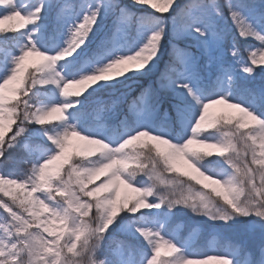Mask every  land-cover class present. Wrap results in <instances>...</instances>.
<instances>
[{"label":"snow or ice","instance_id":"snow-or-ice-1","mask_svg":"<svg viewBox=\"0 0 264 264\" xmlns=\"http://www.w3.org/2000/svg\"><path fill=\"white\" fill-rule=\"evenodd\" d=\"M223 7L0 0V264H264V86L252 85L264 73V6L226 0L227 18ZM109 17L86 62L95 66L61 75L58 63L89 51ZM229 19L239 37L258 42L246 44V56L234 37L225 52ZM59 32L63 45L51 44ZM165 44L169 60L154 82L131 100L121 93L93 101L96 118L121 117L111 136L77 127L82 108L68 110L82 102L67 98L129 72L149 75ZM49 86L65 99L45 100ZM163 104V119L153 123ZM216 105L236 111H211ZM21 152L27 169L12 166ZM179 208L213 222L261 223L223 247L201 249L169 232Z\"/></svg>","mask_w":264,"mask_h":264},{"label":"trees","instance_id":"trees-1","mask_svg":"<svg viewBox=\"0 0 264 264\" xmlns=\"http://www.w3.org/2000/svg\"><path fill=\"white\" fill-rule=\"evenodd\" d=\"M216 1H218V4L224 6L223 11L224 13H226V10H224V8H226V0H216ZM187 2L188 0H180L177 3L183 5ZM204 2H208V0H204ZM233 37L236 39L238 43V47L240 49L242 56L247 55V53L245 52L246 44L250 42L251 43L256 42V41H246L243 38L239 37L238 35L230 33V35L227 37V42L225 46V52L229 56H230L229 45ZM91 38L92 37L90 36V40ZM167 57L169 58V53L165 51L164 59H166ZM123 81H125V83L123 84L117 82L114 83L113 85H105L102 88L92 90L87 94H83L81 96L82 104L79 107L73 109V111H75L76 109L82 108V115H80L79 122L86 127L87 126L88 127L91 126V128L94 127L95 114L93 112V108H94L93 101H95L97 97L108 98L110 95L115 97L117 95H120L121 93H127L129 96L128 100H131L132 99L131 96L137 95L140 89L145 87L146 85L145 77L142 75H137L134 77H126L123 79ZM252 85L256 87L264 86V73L258 74L255 80L252 81ZM41 92H43V89H41ZM89 93H92V95H89ZM250 98L251 97H247V99ZM165 107H168V105L167 104L161 105V112L160 114L157 115L158 116L157 121L159 123L163 119L162 113ZM126 108H127L126 104L120 105V109H122L123 111H126ZM120 118L121 117L119 115L113 116L111 112H105L101 117L102 120H105L106 123L110 125L116 124ZM146 151L147 149H145V152ZM26 158H27V153L21 152L17 158V161L14 162L12 166L27 169L28 167H30V165H26L22 163L23 159ZM209 167H211V165H209ZM165 175L167 176L170 174L165 173ZM193 184H195V182H193ZM200 187L201 185H196V188H200ZM172 214H173L172 218L168 223L169 232L178 234L182 239L191 240L194 244H196L197 247H200L201 249L210 248V247H223L229 239L231 240L237 239L240 235H242L241 232L243 231L244 226L248 225L246 222H244V219L246 220L250 219L249 223H251L253 220H255L257 224L261 223V221H259L258 218H253V217L234 218V220L229 222L228 224H224L223 222H213V221H209L206 217L198 216L197 214L192 213L190 209H186V208L173 209ZM115 234L117 235L118 239H125V237L119 235V233H115Z\"/></svg>","mask_w":264,"mask_h":264},{"label":"rangeland","instance_id":"rangeland-1","mask_svg":"<svg viewBox=\"0 0 264 264\" xmlns=\"http://www.w3.org/2000/svg\"><path fill=\"white\" fill-rule=\"evenodd\" d=\"M179 1L180 0H176V3L179 2ZM123 2L126 3V4H129V5L131 4V0H123ZM216 2L218 3V1H216ZM246 3H247V5H248V7L250 9L251 8H259L261 6H264V0H246ZM133 10L134 11H137L136 9H133ZM224 10H226V13H224V15L227 18V16H228V14H227V8H224ZM253 15L254 14L250 13L249 14V18L250 19H253ZM49 20H51V14H49ZM261 23H262V25H264V21H262ZM111 24H112V20H111L110 17L109 18H106L102 22V24L99 26L98 30H95V35L94 36H91L92 37L91 38V44L89 45V49L90 50L89 51L82 52L81 55L75 60L74 63H69L70 61H72V59H73L72 57H69L66 61H61V62L58 63L57 70L58 71H61V69L63 68V71H61V75L67 74L69 77H71L73 75H79L80 74V71H77V70L87 71V70H90L92 67L95 66L93 64L86 63V62L89 61L90 58H91V56H92V51L91 50H94L95 49L96 44L105 35V33L110 30ZM228 26L230 28H232L230 19L228 20ZM148 27H149V25L147 23H145L144 26H143V30L146 32V30H147ZM132 29H133L132 35L135 36L136 35V25H135V23H133ZM230 33H233L235 35H238V33H236V31H235L234 28H232V30H231ZM63 40H64L63 33L62 32H59V33H55V34L52 35V40L50 41V43L51 44H54L56 46H62L63 45ZM254 43H257L258 44V42H254ZM178 46L181 47V48L185 47V42H179L178 43ZM165 51L167 53H169V51H170V46H168L167 44H165V46H164L163 55L160 56L159 62L157 63V66H156V69L152 73H150L149 75L144 76L145 77V80H146L145 87L150 82H154L156 80V78L159 75L160 71L163 70L165 63L169 60L168 57L166 59H164ZM245 52L247 53L246 49H245ZM137 75H140V74L133 73V72H129L126 75V77H134V76H137ZM126 77H119V78H117V80L99 81L97 84H95L91 88H89L84 94H87L88 92H91L92 90L102 88L105 85H113L114 83H117L118 80H123ZM204 86H205V88H207V85H204ZM42 93H45L44 99L47 100V101H49V102H51V101L60 102L62 99H65V98L60 97L59 94H58V92L51 90V86L44 88ZM74 99H79L81 101V97H79V98H67L66 99V102H71ZM248 100H251V98L248 99ZM80 105L81 104H77L75 106V108L79 107ZM73 109L74 108H70L68 110V112H73ZM221 110H225V111H229V112H235L236 111L235 109H226L222 105H216V106H214L211 111L218 112V111H221ZM157 118H158V116H156L154 118L153 123H159L157 121ZM94 120H95L94 121V127L91 128V126H89V127L87 126L86 127V126L82 125L79 122L80 121V118H79V120L77 122V127L82 128L84 130H89V129L94 130L97 133L102 134V135H104L106 137L107 136H111L113 134L112 125L107 124L105 120H102L101 119V117L100 118H96L95 115H94ZM142 139H146V138H142ZM45 143H46V141H45ZM71 143H72V145H76V144H79V143H82V142L78 141V139L76 137H72L71 138ZM161 147L163 148L164 146L161 145ZM192 147H202V146H200V145H193ZM71 150H72V148L70 147L69 148V151H71ZM205 150L211 151V152H214V153L218 151L216 149H205ZM178 166L181 167L182 170H189L190 171V169L188 168V166L186 164H184V162L182 160L179 161ZM144 211L147 212L148 210H144ZM152 211H156V210L153 209ZM244 222H246L247 224H249L250 219H248V220L244 219ZM241 233L243 234V231ZM164 252H165V249L162 248L161 249V253L163 254ZM210 254H212V253H210ZM209 264H218V262L211 261V262H209Z\"/></svg>","mask_w":264,"mask_h":264},{"label":"clouds","instance_id":"clouds-1","mask_svg":"<svg viewBox=\"0 0 264 264\" xmlns=\"http://www.w3.org/2000/svg\"><path fill=\"white\" fill-rule=\"evenodd\" d=\"M84 150H85V151H87V150H88L87 146H85Z\"/></svg>","mask_w":264,"mask_h":264}]
</instances>
